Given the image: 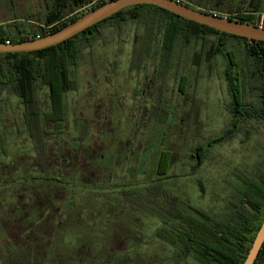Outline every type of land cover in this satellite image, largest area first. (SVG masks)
<instances>
[{"label": "rangeland", "instance_id": "rangeland-1", "mask_svg": "<svg viewBox=\"0 0 264 264\" xmlns=\"http://www.w3.org/2000/svg\"><path fill=\"white\" fill-rule=\"evenodd\" d=\"M52 1L0 0V27L12 35L37 32L40 26L50 28L52 24H44ZM98 1L89 0L83 10ZM181 1L225 16L236 15L238 6H243V11L249 0ZM242 2L245 4L240 5ZM80 10H71L66 17ZM139 11L144 15L143 8ZM256 17L264 23V11L256 13ZM126 24L128 28L124 25L122 34L133 31V23L127 21ZM100 28L91 42L80 44L77 65L71 71L75 87L65 95L66 137L78 148L71 156L74 165L70 171L61 167L54 179H44L42 164L45 158L53 155L52 136L59 134H51L52 128L45 122L50 133H44V139L51 140L41 147L44 155L39 156L24 123L20 97L11 88L0 85V178H3L1 173H5L11 179L6 184L0 182V264H199L191 253L185 254L157 236L156 229L164 218V213H157L162 210L161 204L167 208L171 201L181 210L182 198L190 205L203 203L222 179L229 177L237 184L244 172L253 176L259 171L258 155L246 147L242 128L232 138L207 149L198 168H194L195 160L190 157L194 146L205 145L209 138L221 134L230 125L225 53L233 50L239 60L244 56L242 43L225 38L222 53L213 55L206 52L217 39L214 34L206 35L204 42L187 43L180 64L184 66L187 82L185 96L176 105L166 108L170 112L167 116L165 108L157 118L151 119L149 113V130L141 127L145 134L149 132V141L141 143L133 136V130L142 133L138 125L131 130L121 121L117 132H104L101 136L99 116L105 112L107 94L113 85L125 82V71L118 66L115 76L105 74L118 43L114 39L115 27L105 23ZM123 49L128 46L124 45ZM173 66L172 61L167 64L169 77L173 74ZM238 75L239 80L248 82L247 74L240 71ZM46 92V89L37 92L41 110L48 108ZM135 108L122 106L120 117L125 119L131 115L137 120V115H132ZM183 114L187 121L181 117ZM144 117L141 115L143 121ZM126 123L133 126L135 121ZM186 126L189 132L180 137V130ZM250 131L255 132V136L259 132L261 135L257 137L264 143L262 125L258 127L254 123ZM115 139L120 142L119 147ZM104 140L106 145L99 151ZM171 148L177 154L174 153L176 161L167 163L169 174L149 175L147 184V176L139 172V167L149 164V168H153ZM133 153L138 155V163L132 162ZM110 162L113 167L108 171ZM94 164L108 171L107 175ZM136 172L138 175H134ZM191 172L200 180L206 200H198L194 195L193 189L198 192L200 188L192 175L185 176ZM165 189L173 192L171 196L161 195V190ZM122 190L127 192L126 197ZM19 192H24L25 197ZM161 230L170 233L168 229Z\"/></svg>", "mask_w": 264, "mask_h": 264}, {"label": "flooded vegetation", "instance_id": "flooded-vegetation-1", "mask_svg": "<svg viewBox=\"0 0 264 264\" xmlns=\"http://www.w3.org/2000/svg\"><path fill=\"white\" fill-rule=\"evenodd\" d=\"M58 1L66 2L67 5L68 3L71 4L73 2V0H53L52 7L54 2ZM177 1L185 5L187 4L181 0ZM257 1L264 5V0ZM190 6L191 5H189V7ZM82 7L80 8L83 9ZM92 7H94V4L87 7V10ZM155 7L157 6L151 5L131 9L129 11L119 13L115 17L109 16L110 18H107V20L102 23L103 25L108 23L110 27H115L114 39L116 44L118 43L116 51L112 53L113 59L108 61L109 66L106 67L107 72H105V74L107 75V73H109L115 76L118 66L125 71V76L123 77L125 82L112 86L109 93L107 94L104 104L105 112L99 116V120L101 121L100 131L102 137L104 132H117L121 126V122H124L130 129L134 128L135 125H138L139 130H141V127L143 126H146L149 130V113H151V119L157 118V115H162L161 113L163 112L164 108L166 111L168 106L176 105L180 102V99L185 96L186 92L184 88L187 82L185 81V74L183 72L184 66L180 65L182 64L184 52L183 47H185L187 43L190 44L193 42L196 44L201 42L203 39L195 36L192 38L183 39L180 33L181 28L179 27V32L176 35V38L172 42L167 41L166 26L168 25L170 19L164 17L162 11ZM141 8H143L145 11L144 15L142 14L143 12L139 11ZM127 21L133 23V31L127 34H122L124 25H127ZM59 23L61 22L59 21ZM100 26L98 27V31L92 34V36H87H91L93 40L97 34L100 33ZM205 40L206 39H204L203 42ZM124 45H127L128 49L124 50ZM105 55L106 54H104V56ZM171 61L174 63V69L172 71L173 74L169 77L168 74L170 71L166 72V68L167 64ZM76 65L77 62L75 63V66L72 67V71ZM251 70L249 66H244L242 68L238 67L236 70H234V73L237 75L236 78L238 79L236 83L238 91L237 93H230V101L227 107L230 125L221 134L209 138L205 142V145L199 144L194 146L192 148L193 153L191 152L190 157H193L195 160L193 165L194 168H198L205 157L207 149L212 148L214 145L222 142L225 139L232 138L234 134L239 132L242 128V140L246 144V147L248 150L256 152L258 155L257 167L259 171L253 176H250V174L244 172L243 175L238 177L236 181L238 182L237 184H234V181L229 177L222 179L219 183V187H217V189L211 193L209 199L207 200L202 195V193H204L203 188H201L200 180L194 176L195 172L186 174L185 176L192 175L193 181L195 179L199 185L200 191L196 192L193 189L196 198L198 197V200L204 198L206 201L203 203L198 202L195 205H190L185 201L184 198H182L183 202L181 210L176 209L170 200L169 201L171 203L168 202L169 207L167 208L165 207V204H161L162 210H159L157 213H164L162 227L173 232L177 231V233L181 235H184L185 230L192 232V230L197 231L198 229H205L207 231L206 234H208V232L211 234H223L232 230L233 228L239 229L240 223L242 222L244 227L242 231L248 233V213L250 208L248 206L247 200H249L250 197H258V203L256 205L258 208H264V143L259 141V138L257 137L261 135L259 132L255 136L253 135L255 132L250 131L254 127V123H256L258 127L259 124L264 127V66L258 70ZM240 71L245 73V75L247 74L246 77L248 78V82L239 80L238 74ZM73 89H69L64 92V102L66 93L72 91ZM237 95L240 96L238 101H236ZM124 105H133L136 107L135 111L137 114L134 111L132 115L135 117L137 115V120H135L131 115L129 118L125 117V119L120 117V111ZM153 107L155 108L153 109ZM183 113L185 114L186 112ZM167 114H170V112L166 111V116ZM184 114L181 117H184L187 121L188 118ZM141 115H145L144 121L141 118ZM158 118L160 119L159 116ZM63 119L64 115L61 120V127L59 129L51 127V134H59V136H52V146L54 151L51 152L53 155L47 159H49L50 163L57 170L54 171V173L49 174L51 178L44 177V179L47 180L54 179V176H57V172L58 170H61V167H64L65 170L70 171L74 165V161L71 156L72 154L75 155V150L78 148L77 145L73 143V141L67 139L66 134L68 131L65 129ZM78 121H82V119H79ZM127 121H135V124L133 126H129L126 123ZM159 121L160 123L163 122L161 119ZM141 122H145L144 125H141ZM50 125L54 126L51 123ZM188 132V127H184L182 131L180 130V137L183 136L184 133ZM45 133L50 132L45 131ZM133 136H135L136 139H140L139 141H141V143L144 141H149V132L145 134V132L142 131V133L139 134L136 130H133ZM115 142L118 145L117 147H119L120 142L117 139H115ZM105 145L106 144L104 140V145L99 148V151L102 150ZM62 149H65L67 153H63ZM174 153L177 154L176 152L172 151V148L167 150V152H164L163 159H160L158 162L154 163L153 168L151 169L149 168V164L145 165L144 167H139L141 168V171L139 172L141 174L144 173L147 176V184V181H149V175L169 174L170 168L167 167V163L175 160L176 155H174ZM85 155H87L86 152ZM132 155V162L136 161L138 163V155L136 153H133ZM42 165H44L45 169H47V164L43 163ZM111 165H113V162H110V168L108 167V171L113 167ZM115 165H118V163ZM94 167H97L98 169L100 168L105 172L104 173L102 171L103 174L107 175L108 171L106 172L101 166L99 167L96 165ZM45 169L44 175H46ZM6 171L9 172L10 170L7 169ZM139 172H136L134 175H138ZM1 175L3 177L0 178L1 183L6 184V182H9L10 177L6 176L5 173H1ZM23 181L24 179H21V182ZM154 181H156V179H154ZM151 183H153V181H151ZM185 184L188 185L189 182ZM258 186H260V189L257 188ZM148 187L149 186H147V193L149 192ZM162 191L163 190H161L160 193L163 197H169L171 196V193H173L170 189H165L163 192ZM184 191L186 192V189ZM178 192L180 195V190H178ZM121 193L125 194V197L127 196L126 191L122 190ZM152 193L154 192L152 191ZM19 194L25 197L24 192H19ZM24 212L27 213L28 211ZM32 212L34 211H31V213ZM129 212L132 213V210H129ZM147 213H149V211H147ZM184 253L187 254L186 252ZM90 260L93 262H99L98 259L94 261L92 258H90Z\"/></svg>", "mask_w": 264, "mask_h": 264}, {"label": "trees", "instance_id": "trees-1", "mask_svg": "<svg viewBox=\"0 0 264 264\" xmlns=\"http://www.w3.org/2000/svg\"><path fill=\"white\" fill-rule=\"evenodd\" d=\"M104 1L106 0H99L94 6H97ZM87 2H89V0H73V2L71 4L68 3V5L66 2L62 1L54 2L51 10H47V14H45L46 23L44 24H52V26L50 28L40 26L38 27L37 32H26L24 35H12L11 33H5L4 28L0 27V43H5L6 40H8L9 43H14L32 39L37 35L42 36L48 32L54 31L84 13L85 10L81 9L72 15L70 14L68 18L66 17L71 10L78 9ZM243 4L245 3H240V5ZM142 6L151 5L141 4L129 6L116 12L110 17H115L119 13ZM263 6L264 5L257 0H249L243 11V6H238L236 15H225L224 17L240 20L256 26H259V24L262 23L261 26L264 27V23L257 21L256 17V13L264 11ZM190 7L203 12L220 15L212 10L196 8L193 6ZM155 8L162 11L164 17L170 19L166 26L167 41L172 42L176 38L180 27V33L183 39L195 36L204 40L206 39V35L214 34L217 39L212 41L210 49L207 52L208 55L222 53L225 38H234L242 43L244 47V56L242 55L239 60L236 58V54L233 50H229L225 53L228 62L225 68V80L230 93H237L238 91L236 85L238 79L236 78L237 75L234 73L236 68L249 66L250 70L252 69L251 71H253L264 66V41L247 39L221 32L206 25L184 19L163 8ZM107 18L56 45L41 50L0 53V85L11 88L15 91V94L20 97L23 104L24 123L25 126H27L33 147H35L39 156L44 155V149L41 147H44V144H46V142L49 143L50 140L44 139V133L47 131L46 126H50L49 128L54 127L56 129L61 127V120L64 115L63 94L65 91L75 87V80L71 75V71L72 67L75 66L78 57L79 46L81 43L90 42L92 40V34L98 31V27L105 22ZM59 21L61 23H59ZM87 35L91 36L88 37ZM242 60H244V63ZM42 89H46L47 91V110H41V106L38 102L39 99L37 92ZM239 98L240 96L237 95L236 101H238ZM45 122L47 124L51 123L54 126H45ZM43 162L49 167L45 169L46 175H44V177L51 178L49 174L54 173L57 169L54 168L49 159L45 158ZM257 188L260 189V186ZM255 193L257 194L256 191ZM247 201L250 208L248 213V233L242 231L244 228L242 222L240 223L239 229L233 228L223 234H211L210 232L206 234L207 231L205 229H198L197 231L192 230V232L185 230L184 235L178 234L177 231L173 232L170 230V233L163 230L160 231L162 228L166 229L162 227L161 224V226L156 229V232L158 233L157 236L160 239L177 246L183 252L191 253L193 258L196 259L199 264H242L255 237L257 229L264 218V208H258L256 205L258 203V197H250ZM253 264H264V242L262 243Z\"/></svg>", "mask_w": 264, "mask_h": 264}, {"label": "water", "instance_id": "water-1", "mask_svg": "<svg viewBox=\"0 0 264 264\" xmlns=\"http://www.w3.org/2000/svg\"><path fill=\"white\" fill-rule=\"evenodd\" d=\"M155 5L184 19L197 22L228 34L264 41V27L240 20L229 19L214 13L203 12L180 3L177 0H106L89 8L74 20L42 36L14 43H0V53L30 52L56 45L93 24L111 16L117 11L133 5ZM264 242V218L242 264H253Z\"/></svg>", "mask_w": 264, "mask_h": 264}, {"label": "built area", "instance_id": "built-area-1", "mask_svg": "<svg viewBox=\"0 0 264 264\" xmlns=\"http://www.w3.org/2000/svg\"><path fill=\"white\" fill-rule=\"evenodd\" d=\"M261 25H262V23L259 24V26H261ZM38 36H39V35H37L36 37H38ZM5 43H9V41L6 40Z\"/></svg>", "mask_w": 264, "mask_h": 264}]
</instances>
